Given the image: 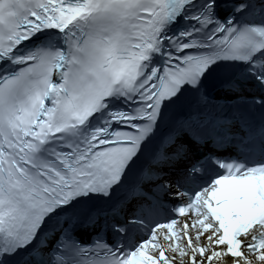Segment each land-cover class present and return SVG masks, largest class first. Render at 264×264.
Masks as SVG:
<instances>
[{
    "label": "snow or ice",
    "instance_id": "1",
    "mask_svg": "<svg viewBox=\"0 0 264 264\" xmlns=\"http://www.w3.org/2000/svg\"><path fill=\"white\" fill-rule=\"evenodd\" d=\"M0 264H264V0H0Z\"/></svg>",
    "mask_w": 264,
    "mask_h": 264
}]
</instances>
